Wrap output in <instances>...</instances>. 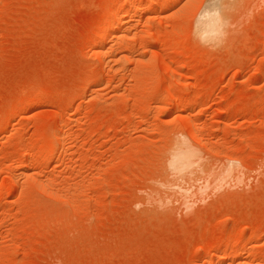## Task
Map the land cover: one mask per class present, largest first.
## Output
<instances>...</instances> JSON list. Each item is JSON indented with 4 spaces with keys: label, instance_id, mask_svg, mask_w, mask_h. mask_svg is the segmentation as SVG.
<instances>
[{
    "label": "rangeland",
    "instance_id": "rangeland-1",
    "mask_svg": "<svg viewBox=\"0 0 264 264\" xmlns=\"http://www.w3.org/2000/svg\"><path fill=\"white\" fill-rule=\"evenodd\" d=\"M207 2L0 0V264H264V0Z\"/></svg>",
    "mask_w": 264,
    "mask_h": 264
},
{
    "label": "bare ground",
    "instance_id": "bare-ground-1",
    "mask_svg": "<svg viewBox=\"0 0 264 264\" xmlns=\"http://www.w3.org/2000/svg\"><path fill=\"white\" fill-rule=\"evenodd\" d=\"M209 1L210 0H208V2L205 5L203 4V7H202V9L200 11L199 18H198V21H197L196 33H197L198 37H202L203 39H214V38L222 35V33L224 32L223 28L225 27V25L227 24V21H228L227 20L228 19L227 8H228V6H230L229 5L230 3L228 2V0H211L210 2ZM108 16H110V15H108ZM111 16H112V14H111ZM110 19L113 20V18H110ZM112 20H110V21H112ZM115 21L120 25L119 27L121 28V26L124 23V17L120 16ZM113 23H114V21L111 24H113ZM108 29H109V27H108ZM107 37H108V33H106L104 35H100V36H98V38H99L98 41L97 42L95 41V42L97 44H101V43L103 44V42L106 41ZM97 44H95V45H97ZM95 50H97V49H95ZM98 78H101V76H99ZM188 125H191L194 128V129L192 128V131L194 132L195 127H194L193 123H188ZM191 126H190V128H191ZM179 148H181V147H179ZM179 148H177V149H179ZM192 158H194V152L192 151V148L190 146L189 147H184L183 146V148L179 149V151L175 154V158L174 159L172 158L173 160H171L172 161L171 164L180 165L178 168H180V167H184L185 168V167H188V165L191 163V159ZM231 164L232 163L228 164V168H230L229 165L232 167ZM184 168H182V169H184ZM240 240H241V242L242 241L244 242V240H246V239L244 237V238H242ZM257 247H258V244L252 243V244H250V246H248L247 250L251 251V250L256 249ZM243 252H244L243 250H239L233 256V259L228 264H235V260H237L238 257L240 255H242ZM221 253H222L221 251L220 252H215V253H213V257H216V258L220 257Z\"/></svg>",
    "mask_w": 264,
    "mask_h": 264
}]
</instances>
